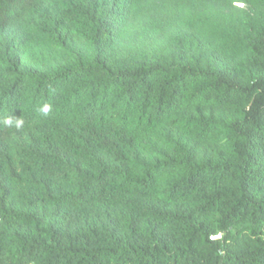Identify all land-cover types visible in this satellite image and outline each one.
<instances>
[{
    "label": "trees",
    "instance_id": "trees-1",
    "mask_svg": "<svg viewBox=\"0 0 264 264\" xmlns=\"http://www.w3.org/2000/svg\"><path fill=\"white\" fill-rule=\"evenodd\" d=\"M232 1L236 58L118 53L138 0H0V264H264V0Z\"/></svg>",
    "mask_w": 264,
    "mask_h": 264
},
{
    "label": "rangeland",
    "instance_id": "rangeland-1",
    "mask_svg": "<svg viewBox=\"0 0 264 264\" xmlns=\"http://www.w3.org/2000/svg\"><path fill=\"white\" fill-rule=\"evenodd\" d=\"M246 8L232 0H138L116 51L165 53L172 35L189 32L206 48L236 58L241 49L236 17ZM75 41L83 45L79 38Z\"/></svg>",
    "mask_w": 264,
    "mask_h": 264
},
{
    "label": "clouds",
    "instance_id": "clouds-1",
    "mask_svg": "<svg viewBox=\"0 0 264 264\" xmlns=\"http://www.w3.org/2000/svg\"><path fill=\"white\" fill-rule=\"evenodd\" d=\"M51 110H52V105L47 102L43 103L41 106L37 108V111L43 115H48ZM2 123L6 127L20 130L23 128L25 121L23 118H21V116L16 117L13 115H9L3 119Z\"/></svg>",
    "mask_w": 264,
    "mask_h": 264
}]
</instances>
